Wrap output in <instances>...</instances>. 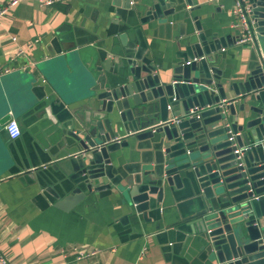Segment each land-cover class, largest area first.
Returning <instances> with one entry per match:
<instances>
[{
    "label": "crops",
    "instance_id": "1",
    "mask_svg": "<svg viewBox=\"0 0 264 264\" xmlns=\"http://www.w3.org/2000/svg\"><path fill=\"white\" fill-rule=\"evenodd\" d=\"M44 1L18 0L0 17L1 252L10 264H203L187 193L167 195L144 221L115 191L83 199L71 193L55 167L63 153L58 139H70L62 132L78 133L98 85L109 81L98 69L105 51L112 39L139 26L135 6L146 0ZM179 1L181 10L164 27L141 26L145 55L163 70L162 82L171 75L175 46L169 38L180 24L188 32L196 18L217 36L242 32L234 0ZM253 38L255 44L224 49L231 78L264 64V37ZM141 108V120L149 121V108ZM9 120L19 128L14 139L4 128ZM145 145L135 142L109 156L126 170L135 168L148 162ZM73 247L93 253L77 257Z\"/></svg>",
    "mask_w": 264,
    "mask_h": 264
},
{
    "label": "water",
    "instance_id": "2",
    "mask_svg": "<svg viewBox=\"0 0 264 264\" xmlns=\"http://www.w3.org/2000/svg\"><path fill=\"white\" fill-rule=\"evenodd\" d=\"M241 3L251 31L264 37V0ZM180 4L137 1L139 26L111 40L98 67L109 81L98 85L78 133L62 132L70 139H58L63 153L55 167L71 193L83 199L115 191L144 221L167 195L187 193L203 264H264V64L231 78L224 49L239 34L217 36L192 18L190 31L180 24L169 38L175 62L162 82L163 70L145 55L141 26L164 27ZM142 106L149 121L141 120ZM141 141L144 165L126 170L109 156Z\"/></svg>",
    "mask_w": 264,
    "mask_h": 264
},
{
    "label": "built area",
    "instance_id": "3",
    "mask_svg": "<svg viewBox=\"0 0 264 264\" xmlns=\"http://www.w3.org/2000/svg\"><path fill=\"white\" fill-rule=\"evenodd\" d=\"M18 0H9L5 5L0 6V17L4 14V12L9 9L11 6H13ZM55 1L58 0H46L43 2V4L49 5ZM234 7L232 10L233 15L235 16V19L237 20L236 22H238L241 27V33L240 35L237 37V39L235 40V44H244V43H252L253 44V35H254V31H251L250 29V23L251 20H249V18L247 17L246 12L248 11V7L246 6V4H242L241 0H234ZM237 25V23L235 24ZM19 52H21L19 50ZM18 52V53H19ZM5 131L8 135L9 138L14 139L19 135V128L17 127L15 121L13 120H9L5 126ZM73 250L75 251V253L78 254L77 257L80 256H86L88 254L91 253H83L79 250H77L76 248L73 247ZM95 252V251H94ZM142 253H140L141 255ZM0 264H10L7 260V258L3 255V253L0 250Z\"/></svg>",
    "mask_w": 264,
    "mask_h": 264
}]
</instances>
